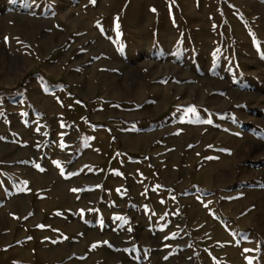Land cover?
<instances>
[{"label": "rangeland", "instance_id": "374dc122", "mask_svg": "<svg viewBox=\"0 0 264 264\" xmlns=\"http://www.w3.org/2000/svg\"><path fill=\"white\" fill-rule=\"evenodd\" d=\"M0 264H264V0H0Z\"/></svg>", "mask_w": 264, "mask_h": 264}, {"label": "crops", "instance_id": "0c3cea01", "mask_svg": "<svg viewBox=\"0 0 264 264\" xmlns=\"http://www.w3.org/2000/svg\"><path fill=\"white\" fill-rule=\"evenodd\" d=\"M56 232H58V231H56Z\"/></svg>", "mask_w": 264, "mask_h": 264}]
</instances>
